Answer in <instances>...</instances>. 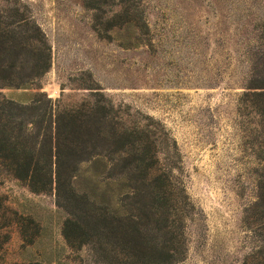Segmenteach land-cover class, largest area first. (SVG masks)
<instances>
[{"label": "rangeland", "instance_id": "374dc122", "mask_svg": "<svg viewBox=\"0 0 264 264\" xmlns=\"http://www.w3.org/2000/svg\"><path fill=\"white\" fill-rule=\"evenodd\" d=\"M0 31L15 65L0 87L27 88L0 95L36 109L0 154V264H162L166 246L175 264H264V101L248 89L264 86V0H0ZM59 115L153 144L174 201L151 211L131 147L89 151L108 170L74 137L57 154ZM123 178L138 189L105 218Z\"/></svg>", "mask_w": 264, "mask_h": 264}, {"label": "trees", "instance_id": "16d2710c", "mask_svg": "<svg viewBox=\"0 0 264 264\" xmlns=\"http://www.w3.org/2000/svg\"><path fill=\"white\" fill-rule=\"evenodd\" d=\"M0 36H2V32L0 31ZM130 45V44H129ZM50 59L51 55L48 56V61L46 63L45 69L47 70L50 67ZM7 60L0 61V71L4 75L5 79H8L9 74H13L15 70V65L5 66ZM5 67H3V66ZM2 89H27L23 86L17 84H8L0 87ZM253 95L260 97L264 101V86L261 88L258 87H249L248 88ZM255 92H252L254 91ZM28 110H36L35 108H31L30 106L25 105L19 101H15L14 99H9L4 95H0V154H5L6 151L12 150L14 153L17 152L16 147L13 145L12 136L15 133V128L11 124H15L13 121L15 118L20 116H24ZM71 121L65 122V119L57 116V121H54V127L52 128L55 131V141L57 146V154L60 155L62 152V146L65 143L67 137H74L75 141H71L75 145L76 148H72L79 159L82 161H89L92 164L93 170H108L109 165L108 161L102 154H97L94 158L89 157L91 152L89 151H97V148L102 147L107 149L109 153H119L124 151V149L133 148L135 151L139 152L138 155H134L136 159L137 166L136 168L143 167L144 172V180L146 179L151 183V191L147 195V193H143L144 198H149L150 201L153 202L154 207H152V212L157 214L155 208L157 205L159 206H169L171 202L174 201V197L172 192L170 191L169 182L167 176L157 168V164L159 162L158 153L155 151L153 144L149 143V145L144 146L142 142H139L138 138L135 137L134 134L126 135L124 133H119L117 129L113 130V134L111 137L105 135L103 127L99 123H89L85 122L84 124L75 125L74 123L71 125ZM31 124H33L31 122ZM20 131L23 132V123L19 125ZM85 138V139H84ZM65 139V140H64ZM24 144V143H18ZM138 145V146H137ZM24 146V145H23ZM26 150H23L25 152ZM26 153V152H25ZM95 153V152H94ZM84 155V156H83ZM88 157V158H87ZM110 161V160H109ZM33 158L25 157L22 162H16L19 168L24 170L23 178L28 179L31 174L30 170H32ZM138 188H134L132 186V182L128 178H123L119 181L118 187L115 189L111 182H105V189L102 194V200L105 204L104 211L107 215L111 214L112 211V203L114 199L118 201H122L125 197H129L132 191H135ZM135 194H139L138 192ZM142 194V193H141ZM116 214H120V209L113 211ZM160 213V212H159ZM164 213V212H163ZM166 215H171L169 210L166 212ZM106 221L108 219H105ZM166 221H169V218H166ZM171 251H174L172 246H166L165 251L162 252V264H175V257ZM1 260V257H0ZM247 264V263H245Z\"/></svg>", "mask_w": 264, "mask_h": 264}]
</instances>
